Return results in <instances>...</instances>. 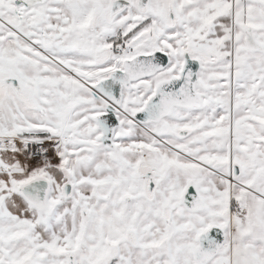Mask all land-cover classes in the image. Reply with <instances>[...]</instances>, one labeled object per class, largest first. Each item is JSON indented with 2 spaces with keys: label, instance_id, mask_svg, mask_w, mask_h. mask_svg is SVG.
I'll return each instance as SVG.
<instances>
[{
  "label": "snow or ice",
  "instance_id": "1",
  "mask_svg": "<svg viewBox=\"0 0 264 264\" xmlns=\"http://www.w3.org/2000/svg\"><path fill=\"white\" fill-rule=\"evenodd\" d=\"M0 264H264V0H0Z\"/></svg>",
  "mask_w": 264,
  "mask_h": 264
}]
</instances>
